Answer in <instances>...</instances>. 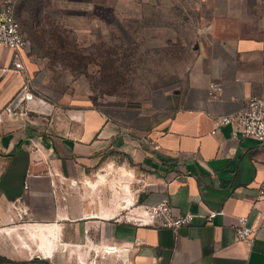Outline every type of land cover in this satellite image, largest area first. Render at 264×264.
<instances>
[{
  "label": "crops",
  "instance_id": "0c3cea01",
  "mask_svg": "<svg viewBox=\"0 0 264 264\" xmlns=\"http://www.w3.org/2000/svg\"><path fill=\"white\" fill-rule=\"evenodd\" d=\"M186 1L209 13L193 63L131 121L85 101L32 102L45 117L8 112L39 69L27 54L16 71L0 47V264H264V144L233 139L234 125L212 134L215 119L264 92V0ZM163 200L191 225L133 222V209ZM239 217L255 230L248 243L236 240Z\"/></svg>",
  "mask_w": 264,
  "mask_h": 264
},
{
  "label": "rangeland",
  "instance_id": "374dc122",
  "mask_svg": "<svg viewBox=\"0 0 264 264\" xmlns=\"http://www.w3.org/2000/svg\"><path fill=\"white\" fill-rule=\"evenodd\" d=\"M12 1L16 7L18 0ZM206 9L200 17L186 0H130L113 7L37 0L32 15L17 17L30 45L28 59L39 69L31 82L39 87L34 105L85 101L111 118L133 120L154 90L183 84L206 28ZM33 103L28 109L34 112H23L45 117Z\"/></svg>",
  "mask_w": 264,
  "mask_h": 264
},
{
  "label": "built area",
  "instance_id": "2783aa9c",
  "mask_svg": "<svg viewBox=\"0 0 264 264\" xmlns=\"http://www.w3.org/2000/svg\"><path fill=\"white\" fill-rule=\"evenodd\" d=\"M0 47L12 52V64L16 71L22 72L25 70L24 61L30 45L20 31L11 0H2L0 3ZM30 84V80L25 79L20 93L22 95L18 97L12 109H8V112L16 114L17 109L28 111V105L35 102L34 99H36L35 90L30 89ZM221 91V87L216 83H210L208 86V96L210 98L219 97ZM38 101L39 104H44L43 100ZM227 125H234L231 134L233 139H252L259 144H264V92L261 95L247 99L239 115L215 119L212 134ZM257 198L264 200V181L257 189ZM221 215H223L222 211L209 212L205 216V220L211 222L215 217ZM131 218L139 226L152 224L157 220L163 228L178 230L191 225L194 215L190 213L176 214L168 201L163 200L153 207H136L133 209ZM234 232L237 241L248 243L254 236L255 230L248 225L247 217H239ZM110 250L112 251V249Z\"/></svg>",
  "mask_w": 264,
  "mask_h": 264
},
{
  "label": "trees",
  "instance_id": "16d2710c",
  "mask_svg": "<svg viewBox=\"0 0 264 264\" xmlns=\"http://www.w3.org/2000/svg\"><path fill=\"white\" fill-rule=\"evenodd\" d=\"M36 2L37 0H18L16 7H14L13 5L14 16L16 20L18 21V23H19V20L17 19V17L19 18L20 15H23V14L32 15L35 12ZM19 26H20V23H19ZM20 31H21V28H20ZM0 261H4V259L0 258Z\"/></svg>",
  "mask_w": 264,
  "mask_h": 264
},
{
  "label": "bare ground",
  "instance_id": "6f19581e",
  "mask_svg": "<svg viewBox=\"0 0 264 264\" xmlns=\"http://www.w3.org/2000/svg\"><path fill=\"white\" fill-rule=\"evenodd\" d=\"M39 232L37 234H32V236H31L32 239H38V238L43 239L45 237L44 235H47V234H45V232L43 230H40Z\"/></svg>",
  "mask_w": 264,
  "mask_h": 264
}]
</instances>
